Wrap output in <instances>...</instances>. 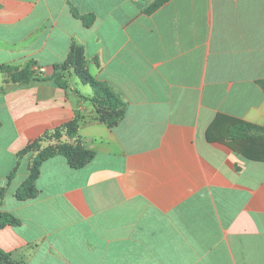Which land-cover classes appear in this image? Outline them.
Returning <instances> with one entry per match:
<instances>
[{
    "label": "crops",
    "instance_id": "obj_1",
    "mask_svg": "<svg viewBox=\"0 0 264 264\" xmlns=\"http://www.w3.org/2000/svg\"><path fill=\"white\" fill-rule=\"evenodd\" d=\"M155 1L0 0V65L33 60L50 76L74 42L125 106L107 127L74 74L67 91L0 93V211L21 222L0 228V250L13 261L264 264V135L227 137L236 121L264 128V0H167L147 14ZM57 130L81 148L73 165L46 160L35 198L18 201L35 154L21 152Z\"/></svg>",
    "mask_w": 264,
    "mask_h": 264
},
{
    "label": "trees",
    "instance_id": "obj_2",
    "mask_svg": "<svg viewBox=\"0 0 264 264\" xmlns=\"http://www.w3.org/2000/svg\"><path fill=\"white\" fill-rule=\"evenodd\" d=\"M167 0H156L145 12L147 14L155 11ZM73 17L79 19L83 26L88 28L94 21L92 14L78 15L71 10ZM36 63L33 60H27L23 65H0V72L5 75L3 85L0 86V93L7 92L12 89L27 88L36 85H51L65 91L70 89L68 76L74 74L83 85H87L93 96L89 100L95 106V112L98 120L107 127H114L123 118L125 112L124 101L121 94L111 85L96 80L88 71L84 49L82 46L72 42L69 52L64 62L55 64L50 76H41L37 71ZM257 85L264 92V80L257 81ZM78 117L64 125L67 139H75L77 136ZM250 133L264 135V128L244 122L236 121L228 130V138L232 141L247 139ZM61 135L58 130L52 139ZM77 141L74 143L62 142L55 144L54 142L47 146H42L40 141L29 144L21 154L29 151L35 152L29 164V175L22 182L15 192V198L24 202L35 198V192L32 183L37 175L40 165L48 159L56 156L63 157L68 164L73 165L77 152L80 151ZM3 189H0V200L3 196ZM20 220L16 217L0 211V228L4 226L17 227ZM0 264H23L20 261H13L9 253L0 250Z\"/></svg>",
    "mask_w": 264,
    "mask_h": 264
},
{
    "label": "rangeland",
    "instance_id": "obj_3",
    "mask_svg": "<svg viewBox=\"0 0 264 264\" xmlns=\"http://www.w3.org/2000/svg\"><path fill=\"white\" fill-rule=\"evenodd\" d=\"M86 88H88L87 86H86ZM62 138H60V140H61ZM60 140L58 139V138H55L54 140H53V142L55 143V144H57V143H59L60 142Z\"/></svg>",
    "mask_w": 264,
    "mask_h": 264
}]
</instances>
